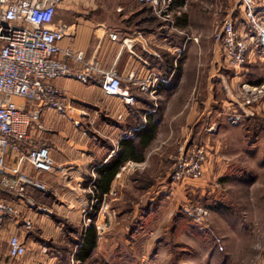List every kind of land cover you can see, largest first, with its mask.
I'll use <instances>...</instances> for the list:
<instances>
[{
    "label": "crops",
    "instance_id": "1",
    "mask_svg": "<svg viewBox=\"0 0 264 264\" xmlns=\"http://www.w3.org/2000/svg\"><path fill=\"white\" fill-rule=\"evenodd\" d=\"M203 1L174 0L173 8H180V14L174 13L172 23H168L157 19L148 6L137 0H60L57 19L66 25V34L59 46L71 48L81 56L82 62L97 61L102 70L115 72L135 102L128 104L107 96L97 78L84 83L64 77L53 81L70 108L62 116L40 106L39 117L32 119L28 128L35 143L48 147L53 169L41 171L26 162L18 163V154L13 152L4 160L7 171L19 166L27 174L45 181L50 193L43 195L28 188L27 195L33 200L28 204L0 191V197L11 200L21 210L19 217L0 225V242L5 243L0 247V264H55L56 251L48 250L40 240L49 239L54 244L62 241L65 235L62 220L70 224L80 222L88 204L86 187L100 186L105 170H111L113 165L115 174L110 186L165 188L171 186L167 179L154 182L152 176L168 173L172 154L178 151L177 144L202 145L214 139L216 130L208 132L216 113L211 106L215 100L209 82L212 74H207L202 89L201 78L206 76L201 74L200 64L205 61L219 64L221 49L217 45L213 49L210 37L214 25L210 17H202ZM215 1L217 9L220 8L218 0ZM223 1L229 5V9L223 10L226 11L224 19L232 16L240 22V30H244L245 20L237 0L233 5L230 0ZM259 3L264 7V0ZM108 10H111L110 19L106 15L102 19L96 17L97 13ZM109 33L117 34V40H111ZM253 44L257 53L248 51L247 62L250 66L256 64L262 72L255 79L249 72L242 73L241 77L246 82L250 80L251 87H262V93L255 96L251 105L241 101L240 109L245 112L246 120L250 115L255 116L254 141L246 136V144L254 142L255 146V186H245L255 191V213H243L238 221H230L236 224L235 237L256 239L245 252L252 256L250 262L264 264V48L256 40ZM68 63L73 68L80 67L71 58ZM130 74L134 82L124 80ZM140 84L145 88H140ZM251 87L245 84L247 91ZM15 101L24 103L18 98ZM209 153L204 165L206 175H219L230 167V162L219 166L218 157ZM109 162L112 164L103 168ZM127 163L133 166L122 170ZM130 175H144L148 180L138 182ZM228 187L208 186L212 191ZM151 201L147 199L148 207ZM23 217L33 223L34 229L32 237L25 238L26 254L12 261L7 255V240L11 235L22 236ZM87 229L80 230L78 242ZM94 230L97 244L98 231ZM257 240H261V245Z\"/></svg>",
    "mask_w": 264,
    "mask_h": 264
},
{
    "label": "rangeland",
    "instance_id": "2",
    "mask_svg": "<svg viewBox=\"0 0 264 264\" xmlns=\"http://www.w3.org/2000/svg\"><path fill=\"white\" fill-rule=\"evenodd\" d=\"M234 1L230 0L232 5ZM218 2V9L215 0H204L201 4V10L205 13L202 17H210L214 25L210 37L213 49L215 45L219 46L214 40V34L223 22L226 12L223 10L229 9L223 0L222 4L221 0ZM110 13L111 10L95 14L101 19L104 15L110 19ZM237 22L241 28L240 22ZM243 25L249 35L253 34L246 20ZM253 42L249 51L254 50L256 54L257 47ZM220 55L219 64L212 65L206 61L200 64L201 74L206 76L201 78L202 89L205 88L207 74H212L209 82L215 97L211 106L216 112L212 120L216 131L214 139L207 144L196 145L202 147L206 154L210 152L215 158L218 157L219 166L230 162V167L219 175H206L204 172L202 178L171 183L169 177L177 156L175 153L169 162L168 173L152 176L154 182L167 179L171 186H151L150 190L146 189L149 186H111L110 191L102 197L97 196L95 186H87L88 204L81 213L80 222L70 224L62 220L65 235L58 244L49 239L40 240L48 250L57 252L55 264H78L74 252L80 230L90 226L98 231V240L82 264H252V256L245 252L247 246L256 239H252V236H246L243 240L239 236L235 237L233 228L236 224L230 220L238 221L243 213H255V191L245 187L255 186V146L254 142L246 144V136L249 141H254L255 116L250 115L246 120L240 109L241 101L245 102L249 98L248 104L251 105L255 99L249 93H244V85L249 84L251 87L252 83L250 80L246 82L241 75L249 72L252 79H255L262 70L256 64L250 66L248 59L240 68H233L224 61L222 52ZM235 113L241 117L236 125H232L228 117ZM180 145L177 144L176 149ZM246 157L248 159L245 160ZM134 178L138 182L148 180L144 175ZM181 183L185 185L180 186ZM208 186L230 187L212 191ZM47 187L49 195L50 186L47 184ZM148 198L152 200L149 207ZM195 206L204 207L208 211V216L199 224L191 217V210ZM30 237L32 234L25 238ZM216 238H220L222 250H218ZM257 241L261 245V240ZM4 246V241H1L0 247ZM237 247H242V250ZM236 250L241 252L232 253Z\"/></svg>",
    "mask_w": 264,
    "mask_h": 264
},
{
    "label": "built area",
    "instance_id": "3",
    "mask_svg": "<svg viewBox=\"0 0 264 264\" xmlns=\"http://www.w3.org/2000/svg\"><path fill=\"white\" fill-rule=\"evenodd\" d=\"M150 8L159 20L172 23L173 14H180V8H173L174 0H137ZM253 34L240 30L237 20L232 16L223 20L214 34V40L221 49L224 61L233 68L246 63L247 53L253 39L264 48V7L259 0H237ZM60 0H0V191L17 200L32 204L27 189L32 188L43 195L49 192L47 184L29 175L19 166L7 171L5 156L9 152L18 154V163L26 162L36 170L53 169L49 149L44 143H35L28 134L31 120L40 115V106L53 109L64 116L70 108L62 91L53 81L57 78H72L79 82H89L97 78L103 92L128 104L135 102L128 87L122 85L123 79L112 70L104 71L97 61L82 62L81 56L69 47L61 48L59 42L66 34V25L57 19ZM111 40L117 34L109 33ZM62 54L59 58L58 55ZM79 63V68L69 65L68 59ZM134 82L133 74L126 79ZM145 88L144 84L139 85ZM255 99L262 93V87L243 88ZM21 99L19 104L15 99ZM252 99V100H253ZM249 98L244 104H248ZM245 113V112H243ZM241 115L235 113L228 117L236 125ZM39 128H42L39 125ZM214 131V126L208 132ZM207 154L196 143L182 144L178 147L169 181L181 182L185 179H199L204 173ZM133 166L127 163L122 170ZM64 171V168H59ZM21 210L11 200L0 197V225L7 219H16ZM208 216L204 207L195 206L191 217L201 223ZM22 236L11 235L7 240V255L14 261L26 254L25 237L33 232V223L22 219ZM215 242L222 250L220 238Z\"/></svg>",
    "mask_w": 264,
    "mask_h": 264
},
{
    "label": "trees",
    "instance_id": "4",
    "mask_svg": "<svg viewBox=\"0 0 264 264\" xmlns=\"http://www.w3.org/2000/svg\"><path fill=\"white\" fill-rule=\"evenodd\" d=\"M149 8V7H148ZM150 9V8H149ZM114 163V160L112 161ZM112 163L109 162L107 165H105L103 168H108ZM110 170H105V174L102 176L100 186H95L96 188V194L98 197H102L104 194H107L110 191V183L113 180L114 174H115V165ZM94 226L88 227L85 234H83V237L77 242V248L74 253V259H76L79 264H82L85 259H87L91 253V251L94 249L96 240H95V230Z\"/></svg>",
    "mask_w": 264,
    "mask_h": 264
}]
</instances>
